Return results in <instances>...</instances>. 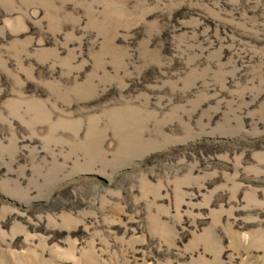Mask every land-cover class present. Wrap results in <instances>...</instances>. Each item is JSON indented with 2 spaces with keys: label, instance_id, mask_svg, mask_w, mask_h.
Returning a JSON list of instances; mask_svg holds the SVG:
<instances>
[{
  "label": "rangeland",
  "instance_id": "1",
  "mask_svg": "<svg viewBox=\"0 0 264 264\" xmlns=\"http://www.w3.org/2000/svg\"><path fill=\"white\" fill-rule=\"evenodd\" d=\"M0 264H264V0H0Z\"/></svg>",
  "mask_w": 264,
  "mask_h": 264
}]
</instances>
